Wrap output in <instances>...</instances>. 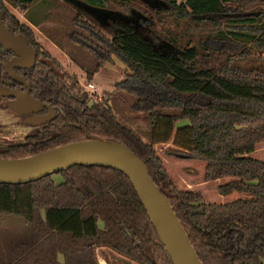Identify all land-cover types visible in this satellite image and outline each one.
<instances>
[{
    "label": "trees",
    "instance_id": "trees-1",
    "mask_svg": "<svg viewBox=\"0 0 264 264\" xmlns=\"http://www.w3.org/2000/svg\"><path fill=\"white\" fill-rule=\"evenodd\" d=\"M133 1L0 0L2 23L37 52L31 68L14 70L29 85L30 96L55 113L22 138L0 142V158L28 157L95 137L118 142L142 162L202 264H264V161L249 155L264 142V8L231 17L222 28L212 17L225 14L231 0H160L164 8L149 10L163 24L187 20L211 28L205 40L227 43L219 52L225 56L217 58L204 45L207 52L190 45V37L183 44L167 39L176 46L175 55L161 52L128 21L100 24L92 14L111 4L125 9ZM5 4L17 8L26 23ZM69 7L74 14L65 20L70 26L61 32L60 44L40 24ZM31 26L65 51L86 81L112 56L125 66L123 79L94 100L41 50ZM73 49L84 51L94 64H79ZM241 53L256 54L255 61L245 68L233 65L231 59ZM10 56L0 46V86L19 88L3 72ZM124 108L143 115L149 126L146 141L118 119ZM169 140L174 147L164 151L167 156L203 162L204 181L229 177L216 191L241 196L206 203L200 192L178 189L153 148ZM52 174L60 180L53 181ZM98 246L135 264H171L120 170L74 164L33 181L0 183V264H59L58 257L61 264H98Z\"/></svg>",
    "mask_w": 264,
    "mask_h": 264
},
{
    "label": "rangeland",
    "instance_id": "rangeland-1",
    "mask_svg": "<svg viewBox=\"0 0 264 264\" xmlns=\"http://www.w3.org/2000/svg\"><path fill=\"white\" fill-rule=\"evenodd\" d=\"M111 5V9L105 8L112 12L107 17H102L100 15V17H97L94 14L95 12H92V9L90 11L95 17H97L99 20L98 22L101 24H106L108 22L107 19L110 17L121 18L128 21L133 27L140 30V32L150 40L152 45L161 52L175 55L178 50L176 46L171 45L167 39L170 38L175 40L177 44H183L182 42L190 37V45L199 46L198 48L202 52L213 50L214 55L217 58L225 56V54L223 56L219 55V52H223L222 48L225 47L227 43L224 44L221 41L210 40L208 38L205 40V36L211 28L206 27L205 25L204 27L198 26L192 21L187 20L178 22L177 24H163L157 22L149 10L157 9L159 7L164 8L165 4L160 0H135L125 9L115 6L114 4ZM225 5L227 7L225 14L212 17L213 20L217 19V21L221 23V28L224 24H227V19L231 17L239 16L241 13L256 12L257 10L264 8V5L259 0H231V2L225 3ZM5 6L19 22L26 23L22 13L17 8L11 7L8 4H5ZM70 8L71 7L54 11L55 14L52 15L49 21L40 24L46 33H48L54 41L60 44L63 43L61 32H65L70 26L65 20L74 14ZM96 10L97 9H94L93 11ZM143 10H145V13H142ZM31 28L34 31L36 41L41 50H45L57 61L61 72L75 76L78 85L82 89L83 84L90 82L97 91V95L100 96L101 94L102 96L103 93H108L113 90L114 85L123 79L125 66L112 56L111 61L102 64V66L93 73L91 80L86 81L84 71L69 59L65 51H62V53L57 52L38 33L39 30H37V28L33 26H31ZM202 45L208 49L202 50ZM241 49L244 52L246 47ZM73 51V55L76 56L77 62L82 66L89 67L94 64L92 58H89L84 51L77 49H73ZM262 55L264 56V53ZM255 57L256 54L248 55L246 53H241L234 56L231 60H233V65L245 68L247 66L246 64L255 61ZM5 102L4 99H0V142L22 138L26 133H29L32 130V127L24 123L20 116L5 107ZM117 117L122 123L133 129L140 138L146 141V132L149 126L141 113H134L129 109L124 108L119 110ZM184 123L185 121L178 122L176 123V126H180ZM173 147L171 140L166 143H157L153 145L156 155L162 161L164 168L178 189L198 191L202 194L203 201L206 203H225L241 196V194L237 192H231L228 195H220L216 191V188L219 184L229 180V177L204 181L202 179L204 163L196 160H181L167 156L164 151ZM249 155L253 158L264 161V142L257 144L254 151ZM51 178L55 182L60 180V177L56 174H52ZM98 225L100 226V223ZM94 254L98 264H135L103 246L96 247L94 249ZM58 261V263L61 264L60 257H58Z\"/></svg>",
    "mask_w": 264,
    "mask_h": 264
},
{
    "label": "water",
    "instance_id": "water-1",
    "mask_svg": "<svg viewBox=\"0 0 264 264\" xmlns=\"http://www.w3.org/2000/svg\"><path fill=\"white\" fill-rule=\"evenodd\" d=\"M1 15L0 11V46L4 51L12 53V56L4 61L3 71L24 89L19 91L0 86V97L11 99L6 106L15 113L24 115L22 120L24 123L38 126L49 121L55 114L54 110L48 104L30 96L29 85L14 71L31 68L37 52L28 45L22 34L14 33L12 28L2 23ZM43 110L46 112L41 114L40 111ZM89 163L118 169L129 179L171 264H202L196 257L180 221L166 198L156 188L142 162L118 142L95 137L63 144L28 157L0 158V183L29 182L74 164Z\"/></svg>",
    "mask_w": 264,
    "mask_h": 264
},
{
    "label": "crops",
    "instance_id": "crops-1",
    "mask_svg": "<svg viewBox=\"0 0 264 264\" xmlns=\"http://www.w3.org/2000/svg\"><path fill=\"white\" fill-rule=\"evenodd\" d=\"M97 12H99V14L103 17V16H108L110 13H112L111 12V10H108V9H97L96 10ZM97 18V17H96ZM109 19H113V18H109ZM109 19H107V21L109 20ZM97 21H99L98 19H97ZM101 24V23H100ZM38 33L45 39V41H47V43L53 48V49H55L57 52H59V53H62V50H60V49H58L50 40H48L43 34H41L39 31H38ZM37 37V36H36Z\"/></svg>",
    "mask_w": 264,
    "mask_h": 264
},
{
    "label": "built area",
    "instance_id": "built-area-1",
    "mask_svg": "<svg viewBox=\"0 0 264 264\" xmlns=\"http://www.w3.org/2000/svg\"><path fill=\"white\" fill-rule=\"evenodd\" d=\"M83 90L90 93V96L98 101L100 99V96L97 95V91L94 89L93 85L90 82H87L85 84L82 85Z\"/></svg>",
    "mask_w": 264,
    "mask_h": 264
},
{
    "label": "flooded vegetation",
    "instance_id": "flooded-vegetation-1",
    "mask_svg": "<svg viewBox=\"0 0 264 264\" xmlns=\"http://www.w3.org/2000/svg\"><path fill=\"white\" fill-rule=\"evenodd\" d=\"M93 12H95L94 14L98 17L100 14H99V12H96V11H93ZM101 16V15H100ZM99 16V17H100ZM15 71V73H16V70H14ZM4 72V71H3ZM18 75V74H17ZM11 79V78H10ZM16 82V81H15ZM17 83V82H16ZM18 84V83H17ZM19 85V84H18ZM21 86V85H20ZM20 86H19V88L16 86V87H13V88H15V89H18L19 91H22L23 89H24V87H22V88H20ZM10 88V87H9ZM0 99H4L6 102H5V106H6V103L9 101V100H11L10 98H6V97H0ZM7 107V106H6ZM12 111V110H11ZM12 112H14V111H12ZM46 111L45 110H43V111H40V113L41 114H44ZM15 113V112H14ZM16 115H18V116H20L21 117V120L23 119V117H24V115H20V114H17V113H15Z\"/></svg>",
    "mask_w": 264,
    "mask_h": 264
}]
</instances>
